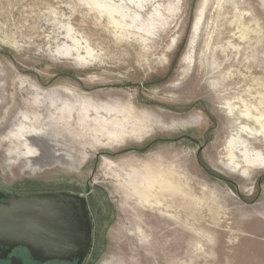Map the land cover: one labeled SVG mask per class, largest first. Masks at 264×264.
<instances>
[{
  "label": "rangeland",
  "instance_id": "1",
  "mask_svg": "<svg viewBox=\"0 0 264 264\" xmlns=\"http://www.w3.org/2000/svg\"><path fill=\"white\" fill-rule=\"evenodd\" d=\"M0 129V191L84 194L91 264H264V0H0Z\"/></svg>",
  "mask_w": 264,
  "mask_h": 264
},
{
  "label": "water",
  "instance_id": "2",
  "mask_svg": "<svg viewBox=\"0 0 264 264\" xmlns=\"http://www.w3.org/2000/svg\"><path fill=\"white\" fill-rule=\"evenodd\" d=\"M90 239L91 222L80 194L0 191V246H23L38 260L72 259L86 253Z\"/></svg>",
  "mask_w": 264,
  "mask_h": 264
},
{
  "label": "bare ground",
  "instance_id": "3",
  "mask_svg": "<svg viewBox=\"0 0 264 264\" xmlns=\"http://www.w3.org/2000/svg\"><path fill=\"white\" fill-rule=\"evenodd\" d=\"M17 133H21L23 135V138L20 139L21 142H23L33 151V155L31 156L33 165L47 166L55 163L70 164L73 162L69 157V152H64V149L62 147H59L57 144H55L53 140L50 138V136L47 135L46 133H43V131L41 130L22 131V127L19 126L17 129ZM262 133H264V131ZM255 146H256L255 144L252 145V149H254ZM249 151L251 150H248V152ZM255 162L262 164L264 163V159H261L260 155L257 154L255 161H252L251 164Z\"/></svg>",
  "mask_w": 264,
  "mask_h": 264
},
{
  "label": "flooded vegetation",
  "instance_id": "4",
  "mask_svg": "<svg viewBox=\"0 0 264 264\" xmlns=\"http://www.w3.org/2000/svg\"><path fill=\"white\" fill-rule=\"evenodd\" d=\"M74 193V192H70ZM83 196L86 200V207L88 210V201L86 196L81 193H76ZM89 215V210H88ZM90 218V216H89ZM91 222V218H90ZM91 231H92V224H91ZM91 243V239H90ZM90 250L91 246L89 244V248L86 253L81 257H74L72 259H65V258H52L47 260H38L33 258L28 249L23 246H16L9 248L7 246H0V264H91L90 259Z\"/></svg>",
  "mask_w": 264,
  "mask_h": 264
}]
</instances>
